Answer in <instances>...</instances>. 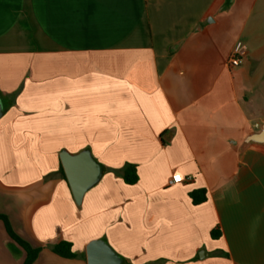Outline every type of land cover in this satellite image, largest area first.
<instances>
[{
  "label": "crops",
  "instance_id": "obj_1",
  "mask_svg": "<svg viewBox=\"0 0 264 264\" xmlns=\"http://www.w3.org/2000/svg\"><path fill=\"white\" fill-rule=\"evenodd\" d=\"M0 102V215L33 264L97 240L122 264H264V0H0ZM83 153L101 175L78 201L61 158ZM25 259L0 221V264Z\"/></svg>",
  "mask_w": 264,
  "mask_h": 264
},
{
  "label": "water",
  "instance_id": "obj_2",
  "mask_svg": "<svg viewBox=\"0 0 264 264\" xmlns=\"http://www.w3.org/2000/svg\"><path fill=\"white\" fill-rule=\"evenodd\" d=\"M3 113V105L0 102V119ZM249 141L264 144V125L261 132L255 134ZM61 161L72 193L78 201H81L85 192L99 179L100 168L86 153L77 156L64 154ZM86 255L87 264L123 263L122 258L104 240L92 241L87 246Z\"/></svg>",
  "mask_w": 264,
  "mask_h": 264
},
{
  "label": "trees",
  "instance_id": "obj_3",
  "mask_svg": "<svg viewBox=\"0 0 264 264\" xmlns=\"http://www.w3.org/2000/svg\"><path fill=\"white\" fill-rule=\"evenodd\" d=\"M228 2H231L228 0ZM60 172L64 179H66V175L64 173L63 167H61ZM122 179L125 181L126 184L128 185H135L139 181V176L137 172V167L135 165L127 164L124 169L120 173ZM190 198L192 199V202L194 205H201L207 201V195H206V190L205 189H200V190H195L190 193ZM0 221H3L6 230L9 234V236L14 240L26 253V259L24 261V264H33L40 252L41 248L34 249L27 241H25L22 237H20L15 231L13 230L9 219L4 216L0 215ZM212 238L213 239H218L220 237V233L217 229L212 231ZM52 250L58 254L59 256L66 257V258H74L76 255L72 252V244L68 242H61L57 245H54L52 247Z\"/></svg>",
  "mask_w": 264,
  "mask_h": 264
},
{
  "label": "built area",
  "instance_id": "obj_4",
  "mask_svg": "<svg viewBox=\"0 0 264 264\" xmlns=\"http://www.w3.org/2000/svg\"><path fill=\"white\" fill-rule=\"evenodd\" d=\"M247 47L244 42L238 41L232 51L230 58L228 59V66L230 68H237L242 64L243 59L246 57ZM172 183V182H171Z\"/></svg>",
  "mask_w": 264,
  "mask_h": 264
}]
</instances>
